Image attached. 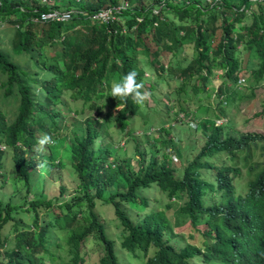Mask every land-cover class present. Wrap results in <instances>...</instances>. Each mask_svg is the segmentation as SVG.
Returning a JSON list of instances; mask_svg holds the SVG:
<instances>
[{"label":"trees","instance_id":"obj_1","mask_svg":"<svg viewBox=\"0 0 264 264\" xmlns=\"http://www.w3.org/2000/svg\"><path fill=\"white\" fill-rule=\"evenodd\" d=\"M51 1L0 0V32L5 24L14 27V52L28 59L26 68L13 62L0 41V180L6 150L16 180L24 184L27 205L12 198L0 201V234L9 223L17 231L13 249L0 264H85L88 238L104 247L99 264H264V136L237 133L230 113L235 106L243 112L251 100L246 75L255 82L264 78V0ZM114 8L121 9L108 23L94 18ZM56 10L73 13V27L65 29L70 34L61 25L40 21L43 13ZM185 41L194 45L193 51L183 50ZM166 53L170 58L164 63ZM130 71L137 73L138 83L152 78L155 84L143 86L150 94L143 106L131 98L115 100L114 106L122 108L113 122L126 139L134 135L129 130L136 116L151 111L158 116L163 105L165 120L174 117L162 122L158 133H163L154 140L165 153L152 150L148 162L106 146L109 120L95 114H101L99 101L111 82ZM214 79L221 80L220 87ZM166 80L175 82L177 96L161 102L154 91ZM190 89V98L181 95ZM212 95L218 97V108L212 117L205 116L201 101L209 102ZM5 99L10 110L4 108ZM183 99L197 102L194 114V107L177 108L175 102ZM80 101L84 107H74ZM198 113L196 123L192 116ZM77 119L84 123L79 126ZM66 127H73L72 137L58 136ZM178 127L200 132L204 143L180 173L172 166L173 155L182 152L175 146ZM42 133L55 141L46 149L50 155L34 150ZM163 135L169 136L166 141L159 140ZM66 161L77 184L68 200L50 197L46 190L35 192V183ZM60 190L61 196L67 192ZM151 190L160 194L154 201L166 195L169 203L149 214ZM106 208L119 222L115 236L103 221ZM187 222L195 229L206 226L204 248L185 244L175 232ZM11 237L0 236V253ZM120 253L128 260L122 261Z\"/></svg>","mask_w":264,"mask_h":264},{"label":"rangeland","instance_id":"obj_2","mask_svg":"<svg viewBox=\"0 0 264 264\" xmlns=\"http://www.w3.org/2000/svg\"><path fill=\"white\" fill-rule=\"evenodd\" d=\"M26 3L28 4H33V0H24ZM122 1V0H121ZM42 3H46V4H53L51 0H42ZM120 9V8H118ZM253 10H257V7L254 6ZM64 12V11H63ZM71 21V20H70ZM68 21V23L65 24H60L58 22H53V23H48V26H52L55 28H58L61 25V29L64 30V33L66 35L70 34L69 31H65V29H72L73 24ZM2 31L0 32V41L2 42V45L4 47V50L7 51V53L10 55L11 59L13 60V62H16L18 65H20L23 68H26L27 65V58L25 57V55H20V54H16L14 51V46H13V39H14V32L15 29L14 27H11L10 25H6L3 28L2 27ZM59 37H61V35L59 34ZM182 38V37H181ZM185 47L183 50H190L193 51V46L190 45V43L188 41H185ZM188 44V45H187ZM150 47L152 50H155V46L154 44H150ZM190 55H193L190 53ZM165 59L166 62L168 58H170V55L168 53H166L165 55ZM183 58V57H181ZM143 66V65H142ZM245 66V65H243ZM255 65H253L254 67ZM30 70L34 68V66H29L28 67ZM257 67H255L253 70H257ZM247 74V73H246ZM147 76V75H146ZM150 76V75H149ZM155 78V75H151V77ZM247 76V82H245V84H248L250 91V95L248 96V99H251L249 101V103L244 107L243 112L240 111V109H238V107H233L230 110V113H232V115L235 118V126H236V132L237 133H243V134H256V135H261L264 136V78L261 79L258 82H255L254 78L252 77L251 74L246 75ZM148 80V79H147ZM146 79H143V86L145 87L146 85H154V79L150 78V81H147ZM156 80V79H155ZM167 82V80L163 83H160L159 85V91H154L156 92V94L158 96H160V101L162 102V99L169 95V96H177L176 92H174L173 90L175 89V82L171 81V83ZM213 85L218 88L221 86V80L220 79H214V83ZM244 86V85H243ZM242 86V87H243ZM153 88L155 86H152ZM209 87V86H208ZM212 88V87H211ZM210 92L211 94H215V92L211 89ZM191 92H188V95L186 96V94L182 93L181 95H183V97L185 98H190L191 97V93L193 95L192 89H190ZM0 93H3L2 91H0ZM107 95L104 96L103 98H101V101H99L101 103V114H99V111H95V114L101 118V119H105L108 118V124H105V130H109V136L107 137V144L106 146L111 145L110 147H112L113 149L120 151L119 155H122L121 153L126 152L127 157L132 156L134 158H141V161H145V158L147 156V158H151L152 155L150 154V152L152 150H156L157 148H160V142L155 143L154 140H156L158 138V136L163 133H158V129L161 127L162 122H168L174 119L173 116H171V119L169 120H165L166 117L168 116L167 112V108H165L163 105H160L157 110L160 113L158 116L156 115H152V114H156L155 111H151V113H149V115L147 116L146 113L136 116L134 119H132L133 121V125L131 127V129L129 130V132H132L134 135H131V137H129L128 139H126V137L123 135V132L119 131L117 129V127L115 126V123L113 122L114 116L118 114L119 110L116 108L115 103H116V98L109 96V92L106 93ZM252 94V95H251ZM201 96H204L203 93H201ZM206 96V95H205ZM65 99V97H64ZM181 100V101H176V106L177 108L183 106V107H194L195 109H193V113L194 111L197 110L198 104L195 101H187V100ZM65 102L68 105H71L73 102L69 99H65ZM218 102V97L217 95H212L210 101L208 102L207 99H203L201 101L202 106L204 107L203 110L201 109V111L203 112L202 114H205V116H210L212 117L215 114V110L218 108L216 103ZM5 106L4 108L7 110L11 109V103L8 99H5ZM155 101H153V103L151 104L152 106H155ZM241 104H246L244 103V101ZM85 104H83V101H80V103H75L74 107H78V108H83ZM122 107H120L121 109ZM152 110V109H151ZM242 110V109H241ZM261 111L260 114H257V112ZM200 112V111H199ZM93 113V112H91ZM89 113H85L82 116H78L80 118L85 117L87 114H91ZM218 115V114H217ZM261 115V116H260ZM71 117L75 118L77 115L74 114V112L72 111L70 114ZM197 116H200L199 113L195 114L194 116H192V119L194 118L196 123L198 122L197 120ZM75 122L80 126L82 125L84 122H82L81 120L77 119L75 120ZM153 125V127H148V125ZM72 129L73 127H66L65 130H63V133L60 131L59 135L60 137L63 136H70L72 137ZM152 134V135H151ZM174 134H176V139H175V146L176 148L180 149V146L182 148V152L179 153V155H176L179 159V161H175L176 163L174 165H172L173 167H175L177 173H180V171H182V169L184 167L187 166V164L194 158H196L203 146V139H202V135L200 132H193V130H185L183 127H178L174 129ZM150 135V136H148ZM154 137V138H152ZM164 137H169L168 135H163L159 140H165ZM119 145V146H118ZM118 146V147H117ZM161 149V148H160ZM5 150V149H4ZM159 150V149H158ZM163 150V152L165 153V149H161ZM137 151H141L142 154L137 153ZM6 166L4 168V172H3V179L0 180V201H3L4 203L9 202V200L12 198V200H15L17 203H22L21 205H25L24 202V197L26 196L25 191L23 190L24 184L17 181L16 177V171H15V167H14V162L12 159V154L8 151H6ZM169 152V150H168ZM46 155H50L49 150L45 151V156ZM170 155V154H169ZM156 155H154L153 157H155ZM157 156H161V154H157ZM136 158V159H137ZM176 158V157H175ZM62 161L63 158H61ZM139 160V159H137ZM177 160V158H176ZM216 160H219V158H217ZM145 162H148L147 160ZM73 171L71 170V167L69 164H67V161L65 163L64 167H59L57 168L52 175H47L45 176V178H42L40 180H38L35 183V192H42L46 190V193L50 196V197H55V198H60L62 200H68V198L71 196L73 189L76 187V181H75V177L73 176ZM60 187H64L66 189V193L64 196H61V190ZM160 194H158L157 191H153L151 190L148 193V197L151 198L152 202L149 206V210L147 211L149 214L156 212L157 208L159 206V208H165L166 205L169 203V199L166 195H161V199L159 200V202L154 201L155 198H157V196H159ZM30 198L29 200L33 199V193H31L29 195ZM24 202V203H23ZM173 206H172V210L170 211L171 214V219L172 222L175 221L176 216V210L179 206H177V203H179L178 198L175 199L174 201H172ZM124 207L126 205H123ZM138 207L133 206V209L136 210ZM130 210V209H129ZM140 213H143V208H138ZM58 212V210H56ZM134 215V214H133ZM143 215V214H140ZM102 216L105 218L103 221L105 223V225L107 226L109 233L112 236H115L116 233L118 232V225L119 222L118 220H116V217L114 215V211L111 208H106L103 212H102ZM27 222H30V219L27 220ZM12 223H9L8 225H6L4 227V229L1 231V235H9L11 234L12 237L9 238L8 241H6V246L4 247L3 250L0 253V260H3L5 257V252L6 251H10L13 249V245H14V241H15V234L17 233V231L11 227ZM181 225V224H180ZM206 231V226L202 225L199 226L198 228H194L193 226H191L190 223H185L181 226H177L175 229V232L184 240L185 244H191V245H195L198 246L199 248H204V236L203 233ZM53 242V241H52ZM54 243V242H53ZM87 247L84 249V254H83V258L85 260V264H99V260L100 258L104 255V247L98 245L97 243H95V241L92 240V238H88L87 239V243H86ZM118 246V244H117ZM51 247L52 251H55L56 248ZM124 251V250H123ZM60 254L64 255L66 257V255L62 252L59 251ZM126 252V251H124ZM123 256L122 261H126L128 260L127 257H125L122 253H120ZM69 258V259H68ZM67 262H70L71 258L67 257ZM38 261L42 260L41 256L37 257ZM134 262V261H133ZM72 264V263H70ZM125 264H129V263H125Z\"/></svg>","mask_w":264,"mask_h":264},{"label":"clouds","instance_id":"obj_3","mask_svg":"<svg viewBox=\"0 0 264 264\" xmlns=\"http://www.w3.org/2000/svg\"><path fill=\"white\" fill-rule=\"evenodd\" d=\"M137 73L135 71H130L124 75H122L118 80L114 79L110 84V92L109 96L116 98L118 101H127V99L131 98L135 103L143 106L144 103L149 99V93L146 91H142L143 84L138 83L136 80ZM148 76V75H147ZM117 109H120V104L117 105ZM222 121V123H219ZM218 124H223L224 121L220 120ZM158 131H160L158 129ZM55 141L51 135L48 133H42L35 145L34 150L38 153H42L46 151L47 147L54 144ZM170 155L172 151L166 150ZM176 156L173 155V160L177 161Z\"/></svg>","mask_w":264,"mask_h":264},{"label":"built area","instance_id":"obj_4","mask_svg":"<svg viewBox=\"0 0 264 264\" xmlns=\"http://www.w3.org/2000/svg\"><path fill=\"white\" fill-rule=\"evenodd\" d=\"M121 9V8H120ZM120 9L118 8H114L112 10L109 11H105V12H101L100 14L96 15L94 18L98 19V20H102L105 23H108L110 21L113 15L114 11H119ZM73 18V13L72 12H63V11H50L47 13H43L41 15L40 21L42 22H61V23H65L68 22L70 20H72ZM219 123H222V121H220Z\"/></svg>","mask_w":264,"mask_h":264}]
</instances>
